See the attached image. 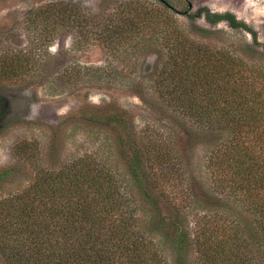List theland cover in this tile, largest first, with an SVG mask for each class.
I'll return each mask as SVG.
<instances>
[{"label": "trees", "instance_id": "16d2710c", "mask_svg": "<svg viewBox=\"0 0 264 264\" xmlns=\"http://www.w3.org/2000/svg\"><path fill=\"white\" fill-rule=\"evenodd\" d=\"M156 1L130 0L115 26L109 16L92 28L110 48L142 45L162 61L150 70L152 99L134 90L159 124L138 130L116 103L81 102L59 129L77 122L112 133L110 164L83 155L50 166L37 143H18L19 164L34 176L0 196V264H168L162 244L173 264H264V47L232 12L184 13L188 28L168 1ZM49 13L82 29L93 17L73 3ZM200 19L250 35L242 52L259 60L202 40L209 31ZM151 29L149 44L138 42ZM30 60V52L6 53L0 77L32 74ZM201 147L203 174L195 164ZM19 173L1 170L0 184Z\"/></svg>", "mask_w": 264, "mask_h": 264}, {"label": "rangeland", "instance_id": "374dc122", "mask_svg": "<svg viewBox=\"0 0 264 264\" xmlns=\"http://www.w3.org/2000/svg\"><path fill=\"white\" fill-rule=\"evenodd\" d=\"M129 1L0 0V57L30 52L28 67L33 70L20 80L0 77V171L13 166L20 168L16 180L0 184V196L11 193L34 176L31 169L19 164L15 148L22 141L37 143L43 161L50 166H61L83 155L107 160L109 164L111 156L112 162H117L112 155L115 146L112 133L107 130L77 122L59 129L62 120L76 112L81 102L89 107L116 103L130 111L138 130L148 124H159L158 113L149 109L134 90H141L145 99H152L150 70L162 61L142 49V45L133 50V44L121 42L110 48L94 37L93 20L99 22L110 16V25L112 21L120 22ZM146 1L157 4L156 0ZM166 1L188 28L193 27L192 21L184 13L194 14L203 7L212 12H232L257 31L264 47V0ZM58 3L79 5L93 19L85 24V29L76 22L64 23L49 13V7ZM196 22L209 31L207 39L202 40L213 47H236L242 52L247 43H252L250 35L232 30L225 23L210 26L204 19ZM156 31L148 30L138 42L149 44L143 40ZM242 54L248 53L245 50ZM253 54H248L249 58L259 60L260 56ZM77 94L81 97H76ZM203 148L195 155V164L202 174ZM162 247L168 264H173L172 252L166 245Z\"/></svg>", "mask_w": 264, "mask_h": 264}]
</instances>
